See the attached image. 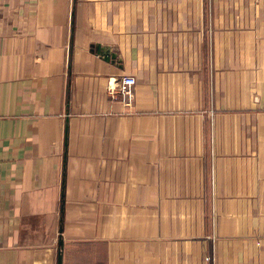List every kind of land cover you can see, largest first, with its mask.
Masks as SVG:
<instances>
[{
    "label": "crops",
    "instance_id": "0c3cea01",
    "mask_svg": "<svg viewBox=\"0 0 264 264\" xmlns=\"http://www.w3.org/2000/svg\"><path fill=\"white\" fill-rule=\"evenodd\" d=\"M60 239L62 264H264V0H0V264Z\"/></svg>",
    "mask_w": 264,
    "mask_h": 264
},
{
    "label": "built area",
    "instance_id": "2783aa9c",
    "mask_svg": "<svg viewBox=\"0 0 264 264\" xmlns=\"http://www.w3.org/2000/svg\"><path fill=\"white\" fill-rule=\"evenodd\" d=\"M115 82L118 85L117 94H120L125 106H132L134 101V87L136 85V78L132 75H123L115 80ZM117 94L116 92H111L113 98H117Z\"/></svg>",
    "mask_w": 264,
    "mask_h": 264
},
{
    "label": "water",
    "instance_id": "95a60500",
    "mask_svg": "<svg viewBox=\"0 0 264 264\" xmlns=\"http://www.w3.org/2000/svg\"><path fill=\"white\" fill-rule=\"evenodd\" d=\"M99 51H102V55L106 57V59L109 58H115V55H110L109 53H104L103 50L99 49ZM64 209V207H62V210ZM62 247H63V240L60 239V251H59V255H58V264H62Z\"/></svg>",
    "mask_w": 264,
    "mask_h": 264
}]
</instances>
